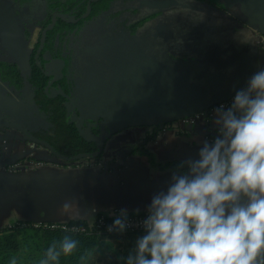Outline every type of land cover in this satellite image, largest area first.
<instances>
[{"label": "crops", "instance_id": "0c3cea01", "mask_svg": "<svg viewBox=\"0 0 264 264\" xmlns=\"http://www.w3.org/2000/svg\"><path fill=\"white\" fill-rule=\"evenodd\" d=\"M168 34L160 36L164 45L158 52L168 56L158 58V69L154 70L163 85L167 84L166 94L160 91L156 96L151 95L149 103L143 106L137 107L136 103L112 111L110 108L109 113L100 116L91 109L90 100L84 99L76 89L74 103L78 112L72 118L82 125L87 123L82 131L87 139L103 142L99 163L70 164V159L56 155L45 141L31 136L29 131L36 126L32 124L30 111L0 81V231L25 223H66L58 209L71 199H77L82 206L96 207L94 222L81 221L87 225H93L100 216L111 217L120 209H127L129 215L137 211L144 214L152 195L167 185L171 171L180 161L195 157L200 143L215 134L213 116L190 128L180 126L179 120L229 101L258 66L264 67V28L253 32V47L233 49L243 63H234L231 75L217 63L211 75H201L200 66L181 68L176 64V56L190 55L197 47L182 51V47H176L180 43L176 40L180 38L178 33ZM251 35L252 32L247 35L248 43ZM233 51L228 53L232 55ZM199 57L194 60L199 61ZM159 71L164 79L158 77ZM143 107L145 110L141 112ZM140 117L149 120H134ZM110 118L113 122L106 123ZM167 123L172 124V129L156 134ZM90 126L98 129V137H92ZM16 163L44 166L15 173L5 171ZM137 237L102 241L101 259L122 263L121 258L128 255Z\"/></svg>", "mask_w": 264, "mask_h": 264}, {"label": "clouds", "instance_id": "9594fccd", "mask_svg": "<svg viewBox=\"0 0 264 264\" xmlns=\"http://www.w3.org/2000/svg\"><path fill=\"white\" fill-rule=\"evenodd\" d=\"M212 122L215 134L171 171L141 220L114 213L107 231L142 232L122 264H264V67L215 107ZM58 212L66 223H92L97 209L71 199ZM63 230L39 264H60L77 249L71 233L80 229Z\"/></svg>", "mask_w": 264, "mask_h": 264}, {"label": "rangeland", "instance_id": "374dc122", "mask_svg": "<svg viewBox=\"0 0 264 264\" xmlns=\"http://www.w3.org/2000/svg\"><path fill=\"white\" fill-rule=\"evenodd\" d=\"M220 1L222 9L199 0H118L103 16L86 24L81 37H75L68 46L69 53L66 56H69L70 51H76L73 56L77 67L75 72L82 76L76 77L80 85L77 87L78 93L90 100L91 109L100 116L109 113L110 108L112 111L136 103L137 107L143 106L149 103L151 95L156 96L160 91H163L161 94H166L167 84L163 85L155 76L154 70L158 69V58L168 56V53H158L164 45V38L160 36L173 32L180 36L176 39L180 42L176 47H182V51L186 52L191 46L197 47L190 55L176 56V64L181 68L185 65L189 70L190 66H200L201 75H211L217 63L231 75L234 63H243L241 56L233 49L239 46L253 47V32L264 28V0ZM44 10L45 5L40 1L34 9L19 12L22 36L18 43L28 52L33 50L41 36L39 23L43 19ZM155 14L158 16L143 22L146 17ZM196 32L198 33L195 34ZM250 32L251 43H248L247 35ZM231 51L232 55L228 53ZM197 56H200L199 61L194 60ZM0 62L17 63L24 69L16 55L13 57L5 51L1 39ZM49 72L53 70L49 68ZM23 73L27 74L25 71ZM161 74L159 71L158 77L164 79ZM154 80L163 86L153 82ZM27 90L29 95L34 96L29 85ZM13 93L19 98L18 93ZM36 103L33 99L32 106ZM34 108H38L37 105ZM143 110L144 107L141 112ZM32 111L30 119L36 127L30 129V135L36 128L46 135L52 134L54 127L50 122L37 109ZM110 120L113 122L114 119L110 118L106 123H110ZM134 120L147 122L149 119L140 117ZM205 121L207 120L201 122ZM86 125L87 123L80 125L81 131ZM91 126L90 129L94 128ZM91 134L95 137L92 132ZM34 138L40 141L44 139ZM45 144L49 146L47 142ZM101 145L103 146V142ZM70 160V164H76L75 160ZM79 163L86 164L84 161ZM13 230L16 235L20 234L14 228Z\"/></svg>", "mask_w": 264, "mask_h": 264}, {"label": "trees", "instance_id": "16d2710c", "mask_svg": "<svg viewBox=\"0 0 264 264\" xmlns=\"http://www.w3.org/2000/svg\"><path fill=\"white\" fill-rule=\"evenodd\" d=\"M19 8L34 7L37 0H11ZM46 4L47 25L50 30L45 33L44 46L41 58L45 56L43 64H48L49 60L59 59L63 62L62 78L53 82V78L46 76L36 65L32 68L28 76L23 74L18 64L0 62V81L8 85L14 92L24 98L29 85L34 93L36 105L47 122L54 127L53 133L46 135L44 131H33L34 137L44 138L52 149L58 155L69 159L81 157L78 161L88 163H99L103 155V146L92 139H87L82 131L80 132V123L74 122L72 115L77 112L73 110L74 91L76 92L77 83L69 79V69L72 63L73 52L68 46L73 39L78 38L84 25L92 19L108 12L113 4L118 0H44ZM133 1V0H127ZM216 8H223L220 0H199ZM87 13H90L85 18ZM60 15L65 19L57 16ZM158 15H149L143 22L150 21ZM70 20L79 21L77 24L69 22ZM52 27V28H51ZM41 48V43L37 46V51ZM72 52V53H71ZM43 67V66H42ZM27 81V82H26ZM59 91L58 97H49L51 91ZM213 108V107H211ZM211 108L207 109L209 111ZM181 120V119H180ZM179 120V121H180ZM173 123V122H172ZM169 130L172 129V124ZM156 130V134L164 131V127ZM166 128L165 130H167ZM95 138L99 131L91 128ZM44 135L45 137H43ZM76 161V163H79ZM87 226L84 222H70ZM18 227V228H17ZM18 235L13 232V228L0 231V264H39L43 258L44 252L54 240H60L66 234L62 231H53L44 227H36L35 224L25 223L14 227ZM13 230V231H12ZM71 235L79 241L77 249L69 257H61L60 264H122L117 260L101 259L100 254L103 251L102 241L113 238L111 236H96L87 234ZM25 254V255H24ZM24 255V256H23Z\"/></svg>", "mask_w": 264, "mask_h": 264}, {"label": "flooded vegetation", "instance_id": "af4514ba", "mask_svg": "<svg viewBox=\"0 0 264 264\" xmlns=\"http://www.w3.org/2000/svg\"><path fill=\"white\" fill-rule=\"evenodd\" d=\"M40 1H43L44 5H45L44 16L42 17L43 19L39 23L40 28H41L40 29L41 30V36L39 37V40L36 43V45L34 46L33 50L31 52H28L26 49L23 48L22 45H19V43H18L19 40L21 39V36H22L21 35V30H20V16H19V12L20 11H25V10H27L29 8L30 9H34L36 3L37 2L39 3ZM0 2L2 4H6V5L11 6V8H12V10L14 12L15 18H16V24H17L18 33H19V35L17 36L16 33H15V31H14V27H13L12 23H9L8 21H6L4 19V17H2L0 15V39H1L2 45L4 46L5 51L8 54H11L13 57H14V55H16L17 59H19L21 61V63L23 64L24 69L22 71H25V73H27V74H25L26 76L29 75L30 70L32 68V64H36L43 71V73L46 76L52 77L53 78V82L48 87L50 89L51 86H52V84L54 82H57V81H59L62 78L64 64L59 59L58 60L57 59H55V60H53V59L52 60H49L50 58H47L48 61H49L48 64L45 63V64L42 65L43 60H44V58L46 56V55H44L41 58L42 51H43V46H44V37H45V33L48 30H50V28H48V25L46 24L47 23V21H46L47 20V14H46V4H45V1L44 0H37V1H35L34 2V7H32V8L29 5L27 7H24V8H19L18 6H16L15 4H13V2L11 0H0ZM89 14L90 13H87V15L85 16V18L88 17ZM5 15H6L5 17H7L11 21L10 16L7 13H5ZM103 15H101V16H103ZM57 16H60V15H56V16H54V18L57 17ZM60 17L63 18V19H65L62 16H60ZM99 17L100 16H98V18ZM69 22L77 24L79 21L70 20ZM89 22H87L86 24H88ZM85 25H84L83 29L81 30V32H80V34H79L78 37H81V33L83 32V30L85 28ZM9 42H11L12 44H9ZM39 43H41V48L37 51V46H38ZM75 54H76V51L73 52V56ZM14 64H17V63H14ZM75 64H76V62L73 61V57H72V63H71V67L69 69V79L72 82H76L77 83V81H79V80L76 77L78 76L79 78H81L82 76H80V74L76 75V72L75 71H76L77 67L75 66ZM20 68H21V66H20ZM49 68L52 69L53 72H49ZM12 92H13V89H12ZM28 92L29 91L27 90L23 99H21L19 97V100L24 103V108L26 110H29L30 111L29 112L30 114H32V112H34L32 110H36V109H37V112L40 113V111H39L38 108H34L36 105L35 106H32V100L33 99L35 100V97L32 96V95H29ZM59 94H60L59 91L52 90L51 91V95L49 97H58ZM14 95H16V94L14 93ZM74 95H75V91H74ZM75 111L78 112V109L76 107V104L74 103V97H73V110H72L71 113H73ZM31 116H33V115H31Z\"/></svg>", "mask_w": 264, "mask_h": 264}, {"label": "built area", "instance_id": "2783aa9c", "mask_svg": "<svg viewBox=\"0 0 264 264\" xmlns=\"http://www.w3.org/2000/svg\"><path fill=\"white\" fill-rule=\"evenodd\" d=\"M231 101V99L223 104H227ZM214 109H210L206 112H200L196 113L190 117L183 118L179 121L180 126L183 128L187 127H195L203 120H209L213 116ZM165 129L168 128V125L164 127ZM164 129V131H166ZM44 166L43 163H30V164H23V163H16L13 165H10L6 167L5 171L8 173H15L17 171L25 170L26 168H42ZM118 212V211H115ZM114 212V213H115ZM144 214L142 215H129L132 222L135 224L137 221L141 220L143 218ZM113 221V216H100L97 221L93 225H87V226H81L77 224H70V223H63V224H39L36 225V227H44L46 229H50L53 231H62L64 232L65 226H67L69 229L72 227H77L80 229V231L73 233V234H87V235H96V236H111V237H128V236H139L142 234L141 229L139 227H130L124 234H120L117 232H109L107 231V228L109 225H111Z\"/></svg>", "mask_w": 264, "mask_h": 264}, {"label": "water", "instance_id": "95a60500", "mask_svg": "<svg viewBox=\"0 0 264 264\" xmlns=\"http://www.w3.org/2000/svg\"><path fill=\"white\" fill-rule=\"evenodd\" d=\"M5 13H7V14L10 16L11 21H10L7 17H5V16H6ZM0 15H1L2 17H4V19H5L6 21H8L9 23H12V25H13V27H14V31H15L16 35L18 36L19 33H18L17 24H16V18H15V15H14V12H13L11 6L6 5V4H2V3L0 2ZM80 132H81V129H80ZM96 142H98V141H96ZM98 143H99V142H98ZM99 144H101V143H99ZM48 147H49V146H48ZM80 158H81V157H78V158H75V159H72V160L77 161V160H79Z\"/></svg>", "mask_w": 264, "mask_h": 264}]
</instances>
